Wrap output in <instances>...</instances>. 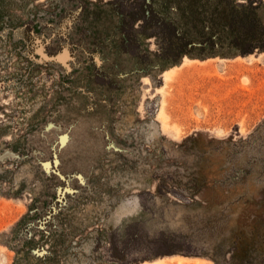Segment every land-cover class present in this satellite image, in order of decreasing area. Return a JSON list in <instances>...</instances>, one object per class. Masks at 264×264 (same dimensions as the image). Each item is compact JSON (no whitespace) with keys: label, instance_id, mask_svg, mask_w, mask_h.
Instances as JSON below:
<instances>
[{"label":"rangeland","instance_id":"rangeland-1","mask_svg":"<svg viewBox=\"0 0 264 264\" xmlns=\"http://www.w3.org/2000/svg\"><path fill=\"white\" fill-rule=\"evenodd\" d=\"M174 254L264 264V0H0V264Z\"/></svg>","mask_w":264,"mask_h":264},{"label":"crops","instance_id":"crops-1","mask_svg":"<svg viewBox=\"0 0 264 264\" xmlns=\"http://www.w3.org/2000/svg\"><path fill=\"white\" fill-rule=\"evenodd\" d=\"M171 258V260L173 261V262H178L177 261V259L178 258H182V259H184L183 261H181V262H178L179 264H198V263H194L193 262V260H196V259H200V260H203V261H205L206 262V264H208L207 263V261L206 260H204V259H202V258H192V259H187V258H185V257H183V256H181V255H178V254H174L173 256H171L170 257ZM170 259H158V260H151L150 262L151 263H155V262H157V261H169Z\"/></svg>","mask_w":264,"mask_h":264},{"label":"bare ground","instance_id":"bare-ground-1","mask_svg":"<svg viewBox=\"0 0 264 264\" xmlns=\"http://www.w3.org/2000/svg\"><path fill=\"white\" fill-rule=\"evenodd\" d=\"M182 260H179V262H181Z\"/></svg>","mask_w":264,"mask_h":264}]
</instances>
